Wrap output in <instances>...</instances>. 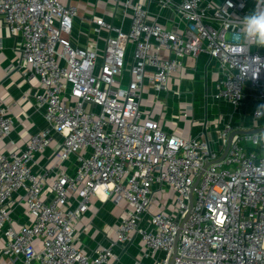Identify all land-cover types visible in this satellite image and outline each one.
Wrapping results in <instances>:
<instances>
[{"label":"built area","instance_id":"1","mask_svg":"<svg viewBox=\"0 0 264 264\" xmlns=\"http://www.w3.org/2000/svg\"><path fill=\"white\" fill-rule=\"evenodd\" d=\"M115 1L131 12L128 26L90 15L94 39L79 47L70 42L76 7L0 0V21L19 54L8 72L36 81L33 102L43 121L17 147L14 121L0 106L2 254L22 264H110L119 260L114 247L138 237L134 264H264V48L239 31L256 0ZM201 53L219 72L215 102L233 113L254 104L253 130L229 114L218 149L206 132L183 138L153 117L182 60ZM145 84L153 92L147 112L140 109ZM55 135L49 165L35 171V156ZM91 197L126 208L110 246L98 243L87 255L76 246V228ZM21 204L32 220L16 228Z\"/></svg>","mask_w":264,"mask_h":264},{"label":"crops","instance_id":"2","mask_svg":"<svg viewBox=\"0 0 264 264\" xmlns=\"http://www.w3.org/2000/svg\"><path fill=\"white\" fill-rule=\"evenodd\" d=\"M59 2L64 6L76 7L78 12L72 31L73 39H69L73 46L83 47L87 41L94 39L90 31V24L85 19L90 15H94L96 18H104L113 22L115 26L123 27L128 26L131 18V12L127 10L123 14L121 4H117L115 0H59ZM149 10L156 13L158 6L155 3H150ZM162 16L170 17L171 11L163 9ZM15 44L16 37L12 36L0 21V106L8 107V114L14 121L10 139L15 142V146L21 147L26 144L31 134L42 127L43 121L41 111L35 108L33 102V94L37 86L36 81L34 79L26 80L16 71L8 72L10 66L18 64L19 54L15 49ZM218 77L219 72L216 64L206 54L201 53L196 58L185 57L182 60V67L173 73L168 84V91L159 95V102L153 109V117L159 120L162 130L167 133L174 132L188 139L201 134L204 123H206L208 140L211 141L214 149H218V133L228 123L229 114L233 113L229 105L217 103L211 97ZM145 86L140 104V109L143 112H147L151 108L153 97L152 90L148 85L145 84ZM196 95L199 96L202 103L201 107H203V113L200 115L194 112L193 103L196 100ZM182 104L184 107L181 106ZM248 105H252L254 108L253 103ZM158 106L159 109L156 111ZM240 108L233 113V124L241 123L251 129V118L244 116ZM59 140L60 137L55 135L51 146L35 156L37 164L33 168L35 171H42L49 165L54 154V145ZM4 143L5 141H0V152H6ZM13 149L14 147L9 150ZM74 160V157H71L70 162L64 165L63 169L66 172H73ZM125 208L124 202L118 205L111 201L101 203L97 198L91 197L88 210L76 228L79 235L77 248L83 254L89 255L98 243L109 247L111 241L115 239L114 228L119 219L123 217ZM12 219L16 228L28 224L32 220L23 204L15 208ZM4 244L5 238L3 230H1L0 264H22L19 257H9L2 254ZM38 244L35 243L36 246ZM139 245V238L136 237L132 243L114 247L113 252L118 255L119 260L110 261V264H134ZM140 264L153 263L150 260H142Z\"/></svg>","mask_w":264,"mask_h":264},{"label":"clouds","instance_id":"3","mask_svg":"<svg viewBox=\"0 0 264 264\" xmlns=\"http://www.w3.org/2000/svg\"><path fill=\"white\" fill-rule=\"evenodd\" d=\"M239 31L242 39L248 41L250 45L264 48V0H256L254 10L240 20ZM242 76L248 78V73L244 72ZM259 108H264V105Z\"/></svg>","mask_w":264,"mask_h":264},{"label":"rangeland","instance_id":"4","mask_svg":"<svg viewBox=\"0 0 264 264\" xmlns=\"http://www.w3.org/2000/svg\"><path fill=\"white\" fill-rule=\"evenodd\" d=\"M219 2V0H218ZM253 6V7H252ZM250 7H252V11L254 10V8L256 7V1H254V3H251ZM202 103L199 99V96L196 95V100L193 103V107H194V112H196L197 114H201L203 113V107H201ZM181 106L184 107V105L182 104ZM209 107V105H208ZM159 109V106L157 107L156 111ZM241 112L244 114V116L251 118V112L253 110V106L252 105H245V106H241L240 108ZM209 112V109H208Z\"/></svg>","mask_w":264,"mask_h":264},{"label":"water","instance_id":"5","mask_svg":"<svg viewBox=\"0 0 264 264\" xmlns=\"http://www.w3.org/2000/svg\"><path fill=\"white\" fill-rule=\"evenodd\" d=\"M205 132H206V131H205V127H204L203 130H202V133L205 134ZM254 132H255V131H254ZM196 183H197V181H196ZM196 183H195V184H196ZM175 248H176V245H175ZM173 256H175V251H174Z\"/></svg>","mask_w":264,"mask_h":264}]
</instances>
